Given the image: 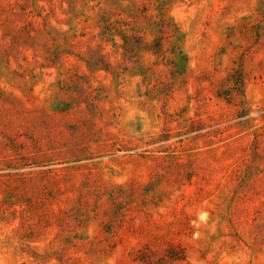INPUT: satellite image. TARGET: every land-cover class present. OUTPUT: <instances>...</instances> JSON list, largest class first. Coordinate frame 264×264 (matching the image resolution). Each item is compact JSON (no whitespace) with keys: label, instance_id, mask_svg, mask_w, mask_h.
Segmentation results:
<instances>
[{"label":"rangeland","instance_id":"rangeland-1","mask_svg":"<svg viewBox=\"0 0 264 264\" xmlns=\"http://www.w3.org/2000/svg\"><path fill=\"white\" fill-rule=\"evenodd\" d=\"M0 264H264V0H0Z\"/></svg>","mask_w":264,"mask_h":264}]
</instances>
